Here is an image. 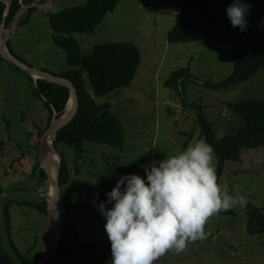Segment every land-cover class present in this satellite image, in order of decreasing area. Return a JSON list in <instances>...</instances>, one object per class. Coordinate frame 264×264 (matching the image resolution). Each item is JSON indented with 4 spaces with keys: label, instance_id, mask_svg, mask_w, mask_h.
Returning <instances> with one entry per match:
<instances>
[{
    "label": "rangeland",
    "instance_id": "374dc122",
    "mask_svg": "<svg viewBox=\"0 0 264 264\" xmlns=\"http://www.w3.org/2000/svg\"><path fill=\"white\" fill-rule=\"evenodd\" d=\"M138 1L124 0L93 33L79 36L85 53L92 52L96 43L132 42L133 36H138L134 41L140 46L144 61L129 86L97 96L99 102H111L122 121L124 148L96 142L86 144L85 152L63 148L71 170L79 169L80 176L94 187L103 183L115 185L117 178L126 173L144 177L142 165L182 152L189 144L206 142L198 123L200 110L213 122L216 135L221 138L244 122L229 103L244 98H264V70L230 87L213 88L206 84L220 82L233 72L234 52L229 41L172 43L165 51L164 42L168 40L165 30L178 20L183 0H147L167 8L164 12L154 7L137 9L131 5ZM84 2L56 0L52 10L58 12ZM212 2L221 7L217 0ZM28 14L23 12L21 20ZM162 15L168 18V23L162 25V30L152 31L158 42H153V35H149L141 44V32L152 30L157 22L161 24ZM17 22L11 31L10 50L32 67L58 76L65 71L67 53L54 40L47 12L37 7L30 12L29 21ZM4 33H7L6 26ZM188 65L196 80L184 83L185 95L164 84L173 71ZM29 76L5 57L0 60V247L12 252L13 241L24 254L34 244V253L44 251L48 223V215L27 201H48L52 188L49 180L42 182L41 170L35 169L38 153L31 145L34 128L47 124L50 109L45 99L33 92ZM116 100L125 107L115 104ZM185 104H193V107ZM38 141L35 137V143ZM217 164L214 152L212 165L215 170ZM218 183L227 188L229 195L242 196L245 205L234 207L237 214L222 211L211 216L204 226L203 239L189 243L179 254L168 251L154 264H264V233H249L246 212L250 204L264 207V147L245 148L239 161L228 160ZM8 201L7 220L4 205ZM76 202L78 206L68 215V223L72 230H79V238L66 254L55 257L52 264H110V241L104 229L106 220L96 206L99 202L86 192L78 194ZM59 222L60 234L65 222L62 213Z\"/></svg>",
    "mask_w": 264,
    "mask_h": 264
},
{
    "label": "trees",
    "instance_id": "16d2710c",
    "mask_svg": "<svg viewBox=\"0 0 264 264\" xmlns=\"http://www.w3.org/2000/svg\"><path fill=\"white\" fill-rule=\"evenodd\" d=\"M46 1L12 0L5 26L8 27L11 24L22 5H31L35 2L43 4ZM119 1L86 0L83 4L68 6L58 12L50 10L47 13L54 40L67 53V68L59 76L66 77L73 82L80 102L76 117L60 129L53 140L55 149L62 157L59 209L65 218L63 235L55 257L66 254L69 247L75 245L79 238V230H72L68 223V215L78 206L76 202L78 194L83 192L93 194L100 203L107 199L106 193L115 186L109 183L96 187L91 185L88 180L80 176L79 169L71 170V163L65 157L63 148L67 146L85 152L88 148L86 144L95 142L111 145L117 149H123L125 146L126 139L122 121L115 114L111 102H99L97 96H105L119 88L129 86L135 79L142 62L141 53L131 41L96 43L92 52L85 53L79 39L81 34L93 33L107 14L116 10ZM217 1L221 4L220 8L216 7L212 0H183L178 20L168 32V41L170 43L200 40L231 42L234 52L233 72L220 82H206L210 87L223 88L246 82L264 70V0H244L250 5V9L247 16L248 27L243 32L238 27L234 28L226 15V8L232 0ZM7 7V3L0 0V31ZM37 7L31 6L27 9L25 13L29 12V14L23 20L21 16L17 23L29 21L30 12ZM9 43L10 41H8L10 50ZM1 59L4 57L0 53ZM29 77L34 85L33 92L44 98L50 109L47 124L43 128H34L31 135V143H33L31 145L38 153L35 169L41 170L42 182H46L48 175L39 157L40 141L50 127L54 113L57 112V117H60L66 112L70 90L60 83L43 78L35 81L31 75ZM194 80L196 77L188 65L173 71L164 84L185 95L184 83ZM185 106L193 107V104H185ZM229 106L244 119V122L240 127L234 128L232 132L221 138L217 137L213 122L204 115L202 110L198 117L205 141L218 157L215 170L217 181L224 174L226 162L228 160L239 161L243 149L264 147V98H244L229 103ZM35 137L39 139L37 143H35ZM27 203L48 214L47 200L27 201ZM9 204L10 201L4 205V217L7 220L9 219ZM110 206L106 205V207ZM224 212L238 213L235 208ZM246 212L249 214L248 231L252 234L264 233V207L250 204L246 206ZM11 247L12 252H7L0 247V264H38L42 258L43 250H37L34 253L35 244L28 248L27 254H24L13 241H11Z\"/></svg>",
    "mask_w": 264,
    "mask_h": 264
},
{
    "label": "clouds",
    "instance_id": "9594fccd",
    "mask_svg": "<svg viewBox=\"0 0 264 264\" xmlns=\"http://www.w3.org/2000/svg\"><path fill=\"white\" fill-rule=\"evenodd\" d=\"M249 9L244 0H232L227 6L234 28L247 30ZM213 156V148L198 141L159 162L142 165L144 177L126 173L117 178L107 199L96 205L106 220L110 264H154L170 250L179 254L204 238L211 216L245 205L242 196L229 195L218 183Z\"/></svg>",
    "mask_w": 264,
    "mask_h": 264
},
{
    "label": "water",
    "instance_id": "95a60500",
    "mask_svg": "<svg viewBox=\"0 0 264 264\" xmlns=\"http://www.w3.org/2000/svg\"><path fill=\"white\" fill-rule=\"evenodd\" d=\"M7 3L8 7L5 12L4 21L1 26L0 31V53L8 59L13 64L17 65L27 73H29L34 78H43L51 82L60 83L65 85L70 90V98L66 105V112L60 116L58 113H54V118L50 124L48 130L43 134L40 145H39V157L41 161V165L44 170L47 172L48 180L50 181L52 188H51V196L48 200V223H47V233H46V242L44 251L42 253V258L38 264H50L51 260L56 256L58 247L60 245V240L63 235V231H61L60 235L56 238L54 233L55 228V221L60 213L59 205H60V198H61V187H60V174H61V164H62V157L57 152L53 145V140L56 137L57 133L62 129L64 126L69 124L77 115L79 111V96L76 87L74 86L73 82L66 78L61 77L55 74H52L48 71H44L42 69H38L35 67L30 66L27 62L23 61L15 54H13L8 49V41L11 36V31L14 28L18 18L20 15L29 9L31 6H38L43 8L46 12L52 10L56 4V0H50L49 3H33L31 5H22L19 12L16 14L14 19L12 20L11 24L7 27V33H4V26L7 20V16L10 13V8L12 5V0H2ZM57 153V154H56ZM59 157V160H56V156ZM55 165L56 172L52 174L51 166Z\"/></svg>",
    "mask_w": 264,
    "mask_h": 264
},
{
    "label": "crops",
    "instance_id": "0c3cea01",
    "mask_svg": "<svg viewBox=\"0 0 264 264\" xmlns=\"http://www.w3.org/2000/svg\"><path fill=\"white\" fill-rule=\"evenodd\" d=\"M86 1V0H85ZM124 0H120L119 1V3H118V5H117V7H119V4H121L122 2H123ZM50 2V0H47L46 2H44L43 4H45V3H49ZM56 5V4H55ZM131 5L132 6H134L135 8H137L138 9V7H140L141 9H144V8H156L157 10H160V11H162V12H164V11H168L167 10V8H162V7H159V6H155L154 4H151V2H149V1H147V0H139L138 2H132L131 3ZM55 7V6H54ZM39 8H41V7H39ZM117 9V8H116ZM170 10V9H169ZM172 11V13H177V11L176 10H171ZM113 12H115V11H113ZM113 12H110V13H113ZM48 13V12H47ZM109 14V13H108ZM108 14H107V16H108ZM107 16L105 17V19L107 18ZM104 19V20H105ZM103 20V21H104ZM168 18L167 17H165V15H162L161 16V24H159L158 22L155 24V26L152 28V30H149V29H147V30H143L142 32H141V34H140V43L141 44H143V40H144V38H146L147 36H149V35H153V39H154V41L153 42H155V43H157L158 42V40L156 39V37H157V35H156V33H153L152 31H153V29L155 30V31H159V30H162V25H165L166 23H168ZM174 25V24H173ZM173 25L170 27V28H168V26H167V28H166V32H167V39H168V32H169V30L173 27ZM133 39L134 40H137L138 39V36H133ZM134 40H132V42H134V44L138 47V49H139V51H141V48H139L140 46L138 45V43L136 42V41H134ZM10 41V40H9ZM170 44H172V43H170L168 40L167 41H165L164 42V46H165V51L168 49V46L170 45ZM12 51V50H11ZM12 53L13 54H15L13 51H12ZM15 55H17V54H15ZM21 59V58H20ZM143 62L144 61H142V64H143ZM141 64V65H142ZM137 74H138V72H137ZM115 104H119V106H122L123 108L125 107V105H123L122 103H121V101L120 102H117V100L115 101ZM113 105V104H112ZM33 141V140H32ZM224 175V174H223ZM223 177V176H222ZM250 233V232H249Z\"/></svg>",
    "mask_w": 264,
    "mask_h": 264
},
{
    "label": "bare ground",
    "instance_id": "6f19581e",
    "mask_svg": "<svg viewBox=\"0 0 264 264\" xmlns=\"http://www.w3.org/2000/svg\"><path fill=\"white\" fill-rule=\"evenodd\" d=\"M56 156V155H55ZM56 160H58L57 156H56ZM51 170H52V174H55L56 172V169H55V165H52L51 166ZM52 190H50V193H51ZM51 195V194H50ZM60 218H61V214L58 215V217L56 218V221H55V234H56V237H58L60 234L57 230V227H58V224L60 223Z\"/></svg>",
    "mask_w": 264,
    "mask_h": 264
}]
</instances>
